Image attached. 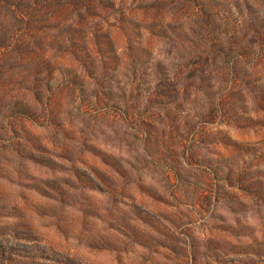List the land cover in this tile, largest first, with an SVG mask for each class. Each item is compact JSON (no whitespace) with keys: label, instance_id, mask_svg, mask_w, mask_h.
<instances>
[{"label":"rangeland","instance_id":"1","mask_svg":"<svg viewBox=\"0 0 264 264\" xmlns=\"http://www.w3.org/2000/svg\"><path fill=\"white\" fill-rule=\"evenodd\" d=\"M0 264H264V0H0Z\"/></svg>","mask_w":264,"mask_h":264}]
</instances>
